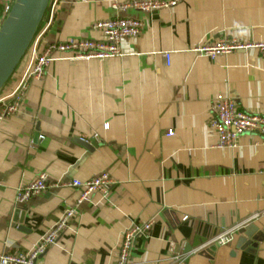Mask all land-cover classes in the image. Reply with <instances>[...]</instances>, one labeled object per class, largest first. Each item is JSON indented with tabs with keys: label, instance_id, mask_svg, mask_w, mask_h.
I'll list each match as a JSON object with an SVG mask.
<instances>
[{
	"label": "crops",
	"instance_id": "0c3cea01",
	"mask_svg": "<svg viewBox=\"0 0 264 264\" xmlns=\"http://www.w3.org/2000/svg\"><path fill=\"white\" fill-rule=\"evenodd\" d=\"M129 1L48 3L31 44L38 51L97 39L89 26L114 17L137 19L142 29L120 42L122 57L57 54L39 80L27 82L18 110L0 120V254L33 248L72 208L79 190L70 182L106 172L108 193L82 202L34 264H114L122 233L146 222L130 264H264V146L244 134L235 149L218 150L208 128L217 94L264 114V60L255 49L213 60L192 50L218 40L264 42V0H181L151 13L111 7ZM30 54L2 88L3 104ZM40 173L47 188L16 203L17 188ZM252 226L262 239L250 245L243 231ZM235 227L230 242L210 243Z\"/></svg>",
	"mask_w": 264,
	"mask_h": 264
},
{
	"label": "built area",
	"instance_id": "2783aa9c",
	"mask_svg": "<svg viewBox=\"0 0 264 264\" xmlns=\"http://www.w3.org/2000/svg\"><path fill=\"white\" fill-rule=\"evenodd\" d=\"M180 1L131 0L123 3L113 2L111 7L114 10L120 11L134 9L142 13H151L158 10L174 8ZM89 29L98 32L100 37L97 39H67L65 41L49 42L39 51L36 41H34L31 47V54L20 77L16 80L10 93L6 96V98H9V102L3 104L1 102L3 99L0 97V120L13 115L18 110L21 100L25 96L27 82L33 79L39 80L45 68L57 59V54H62L64 59L71 61L104 60L122 57L125 54L119 49L120 42L125 39L136 38L142 29V22L132 18L114 17L93 22L89 26ZM249 49H255L264 60V42L244 44L234 39L218 40L212 44L196 46L192 50L195 53L213 60L219 55ZM163 56L167 57L166 54H163ZM212 101V116L208 122V128L216 136V143L214 145L216 149H235L237 147L236 141L238 137L244 134L257 136L259 144L264 146V114L246 112L240 109L233 99L221 94L215 95ZM104 127L106 128V124L103 125ZM165 135L171 136L172 130H167ZM261 173L264 175V167L261 169ZM111 185L112 181L106 172L99 173L86 181L72 180L70 186L79 190V194L74 200L72 208L64 209L52 227L26 253L14 252L0 254V264H34L36 259L48 247L53 245L62 231L68 227L69 221L75 215L76 208L93 193L107 194ZM46 188V175L40 173L31 182L17 188L15 201L16 203L22 204ZM151 224V222H146L141 225L132 224L122 233L114 264H130V247L137 237L144 235L149 230ZM237 230V227L225 230L215 236L210 243L224 245L231 241L233 233Z\"/></svg>",
	"mask_w": 264,
	"mask_h": 264
},
{
	"label": "water",
	"instance_id": "95a60500",
	"mask_svg": "<svg viewBox=\"0 0 264 264\" xmlns=\"http://www.w3.org/2000/svg\"><path fill=\"white\" fill-rule=\"evenodd\" d=\"M48 3L49 0L11 1L0 23V91L12 76L16 66L30 45L46 12ZM77 141L88 151L95 147L94 143L80 139H77ZM242 231V229L239 230V232ZM256 233L254 227L246 228L243 231L250 245L261 241V235Z\"/></svg>",
	"mask_w": 264,
	"mask_h": 264
},
{
	"label": "trees",
	"instance_id": "16d2710c",
	"mask_svg": "<svg viewBox=\"0 0 264 264\" xmlns=\"http://www.w3.org/2000/svg\"><path fill=\"white\" fill-rule=\"evenodd\" d=\"M11 1H12V0H0V13H1L3 7H4V4L6 5V6H5L6 9L4 10L5 12H4V15H3L2 18H4L5 14H6L7 10H8V8H9V6H10ZM44 15H45V14H44ZM44 15H43V18H44ZM43 18H42V19H43ZM0 21H1V20H0ZM39 28H40V26H38L35 35L38 34ZM35 35H34V37H35ZM34 37H33V39H34ZM33 39H32V41H33ZM32 41H31L30 45L28 46L27 50L25 51L24 55L22 56V58H21L19 64H20V63H21V62L27 57V54L30 52ZM10 78H11V77H10ZM9 80H10V79H9ZM9 80H8V81H9Z\"/></svg>",
	"mask_w": 264,
	"mask_h": 264
},
{
	"label": "rangeland",
	"instance_id": "374dc122",
	"mask_svg": "<svg viewBox=\"0 0 264 264\" xmlns=\"http://www.w3.org/2000/svg\"><path fill=\"white\" fill-rule=\"evenodd\" d=\"M21 63H22V62H21ZM4 88L6 89V88H7V86H5ZM5 89H4V90H5ZM0 92H1V91H0Z\"/></svg>",
	"mask_w": 264,
	"mask_h": 264
}]
</instances>
